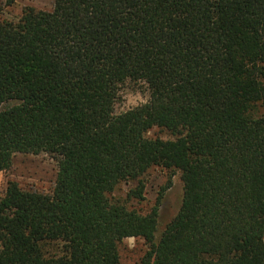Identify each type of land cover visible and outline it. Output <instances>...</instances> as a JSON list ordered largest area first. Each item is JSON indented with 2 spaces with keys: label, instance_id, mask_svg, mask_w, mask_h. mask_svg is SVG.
<instances>
[{
  "label": "trees",
  "instance_id": "obj_1",
  "mask_svg": "<svg viewBox=\"0 0 264 264\" xmlns=\"http://www.w3.org/2000/svg\"><path fill=\"white\" fill-rule=\"evenodd\" d=\"M14 0H8L7 5ZM0 6V172L50 155V193L7 183L0 264H264V0H54L17 20ZM146 103L115 114L120 88ZM157 127L172 138H148ZM180 172L182 199L155 240L111 196L149 169Z\"/></svg>",
  "mask_w": 264,
  "mask_h": 264
},
{
  "label": "rangeland",
  "instance_id": "obj_2",
  "mask_svg": "<svg viewBox=\"0 0 264 264\" xmlns=\"http://www.w3.org/2000/svg\"><path fill=\"white\" fill-rule=\"evenodd\" d=\"M7 1L0 0V6L3 8V17L9 20H17L27 7L51 10L54 4V0H14L9 5ZM148 97L149 93L144 85L126 83L120 88L114 113L120 114L142 105L147 102ZM146 136L164 140L172 138L166 131L157 127L150 129ZM57 170L55 159L48 154H15L10 168L0 172V195H4L7 183L10 181L16 182L26 190L50 193L55 184ZM139 184L144 186L143 199L126 200V204L129 208L146 215L150 213L161 195L155 233L157 241L180 207L183 194L180 172L161 167L151 168L138 180H126L120 183L111 196L125 199L127 192ZM147 249L148 245L143 239L125 238L118 245L119 264H139Z\"/></svg>",
  "mask_w": 264,
  "mask_h": 264
}]
</instances>
